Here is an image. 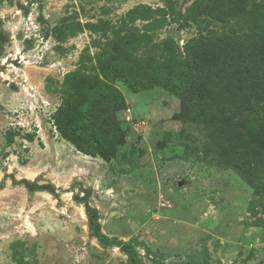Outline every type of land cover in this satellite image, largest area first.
Here are the masks:
<instances>
[{
  "label": "rangeland",
  "instance_id": "374dc122",
  "mask_svg": "<svg viewBox=\"0 0 264 264\" xmlns=\"http://www.w3.org/2000/svg\"><path fill=\"white\" fill-rule=\"evenodd\" d=\"M194 1L43 0L39 7L0 0L7 35L0 50V264H127L119 247L91 235L75 199L84 195L102 233L133 240L141 264H264V195L208 153L197 130L182 145L156 147L164 131L181 128L176 95L159 85L113 81L126 107L118 112L119 145L109 160L77 151L53 125L67 74L78 72L73 82L86 83L103 51L146 58L167 37L182 46L204 26L189 19ZM139 4L156 11L128 22L129 31L85 26L116 25ZM72 22L83 29L57 45L51 29ZM21 179L50 184L55 194L28 191Z\"/></svg>",
  "mask_w": 264,
  "mask_h": 264
},
{
  "label": "trees",
  "instance_id": "16d2710c",
  "mask_svg": "<svg viewBox=\"0 0 264 264\" xmlns=\"http://www.w3.org/2000/svg\"><path fill=\"white\" fill-rule=\"evenodd\" d=\"M42 1L29 0L39 7ZM20 8L26 14L27 10ZM155 11L139 4L116 25L85 26L91 31L120 34L130 30L128 22L134 18L148 19ZM188 16L204 26L182 46L167 37L150 47L146 58L103 51L95 56L99 71L90 74L86 83L85 78L78 84L73 82L78 72L67 74L65 96L52 114L53 125L77 151L109 160L116 156L119 145L118 112L126 107L123 93L113 81L123 79L140 89L159 85L178 97L180 108L175 119L181 122V128L178 132L164 131L156 147L163 149L171 141L182 145L190 139L189 130H197L204 137L202 143L208 153L257 194L264 195V0H195ZM216 22L223 28H215ZM82 29L79 22L61 23L51 29L50 35L60 45ZM6 40L7 35L0 30V50ZM85 61L83 57L81 65ZM19 183L28 191L55 194L50 184L27 179ZM75 199L83 203L91 235L101 245L119 247L127 256V264H141L133 240L124 242L102 233L97 209L89 204L87 196Z\"/></svg>",
  "mask_w": 264,
  "mask_h": 264
}]
</instances>
